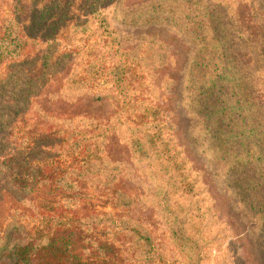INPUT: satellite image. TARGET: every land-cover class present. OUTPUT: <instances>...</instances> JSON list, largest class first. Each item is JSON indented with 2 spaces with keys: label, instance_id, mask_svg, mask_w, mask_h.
Wrapping results in <instances>:
<instances>
[{
  "label": "trees",
  "instance_id": "16d2710c",
  "mask_svg": "<svg viewBox=\"0 0 264 264\" xmlns=\"http://www.w3.org/2000/svg\"><path fill=\"white\" fill-rule=\"evenodd\" d=\"M127 1L0 0V184L13 176L25 196L51 198L54 213L68 219L54 230L34 233L25 232L20 221L6 227L1 223L0 264H124L122 249L107 238L111 230L126 241L131 255L155 252L152 234L141 221L126 215L117 221L91 203L81 206L69 173L41 163L57 146L81 157L86 175L106 187L108 206L131 212L149 200L162 207L172 243L187 264H197V246L188 235L191 228L180 216V202L174 204L172 198L197 184L189 181L192 163L175 139L169 117L134 106L138 98L132 92L143 95L145 85L137 70L127 76L123 62L111 69L118 98L123 99L115 117L117 121L129 117L124 124L85 120L88 124H81L82 129L70 132L66 125H52L53 117L43 109L49 132L27 149L16 141L17 124L26 123L32 107L48 106V101L39 105L35 100L45 95L72 58L68 52L60 53V31L73 25L75 32L84 33L96 21L111 37L109 10L125 24L162 25L189 41L191 56L180 86V104L189 120L188 140L242 216L264 261V98L254 68L242 57L246 44L240 22L211 0H144L132 5ZM7 5L10 17L2 20ZM110 135L119 138L130 160L153 183L149 194L134 195L124 186L125 162L111 154Z\"/></svg>",
  "mask_w": 264,
  "mask_h": 264
},
{
  "label": "rangeland",
  "instance_id": "374dc122",
  "mask_svg": "<svg viewBox=\"0 0 264 264\" xmlns=\"http://www.w3.org/2000/svg\"><path fill=\"white\" fill-rule=\"evenodd\" d=\"M141 1L144 0H128L127 4ZM211 1L221 4L222 11L228 12L233 20L240 22L246 44L242 57L254 68L264 98V0ZM79 4L80 1L77 6ZM10 13V6L7 5L2 9V20H7ZM108 14V31L114 32L111 37L96 21L90 23L89 30L84 33L75 32L73 25L60 31V53L68 52L72 54V58L59 76L52 80L45 95L35 100L39 105L48 101V106L32 107L26 123L17 124L15 136L19 146L27 149L30 142L33 146L37 138L49 132L51 126L43 124V109L53 117L55 124L52 125H66L70 132L82 129L81 124H88L85 120L89 124L92 120H97L104 125L127 122L129 117L124 120L121 116L120 121L116 120L115 115L119 112L123 99L118 98L111 75V69L118 62H123L126 75L137 70L145 84L143 95L132 92L133 97L138 98L134 106L142 110L149 109L152 114L169 117L175 127V139L183 146L192 163L190 166L194 173H191L189 181H196L197 184L193 188L179 190L172 198L174 204L180 202V216L188 222L187 228H191L188 235L197 246V264H264L247 224L215 184L206 161L197 155L188 140L189 120L180 104V86L191 56L189 41L162 25L132 26L116 20L115 16H111V10ZM75 15L79 17L78 8ZM71 78L75 81L68 84L67 81ZM80 79H84L85 83H79ZM108 139L111 142V154L125 162L121 174L124 186L134 195L144 192L149 194L154 187L153 183L130 160L117 136L110 135ZM29 152H25L26 158L30 156ZM52 152L53 155L41 163L60 167V170L69 173L70 178L75 181L81 206L91 203L99 213L111 215L117 221L123 215L137 219L152 234L155 252L135 257L131 255L121 235L116 230L109 231L111 235L108 234L107 238L122 249L123 257L126 258L124 264H187L185 257L172 243L162 207L147 200L131 212L116 210L107 205L106 187L98 184L97 179L86 175L81 157L66 153L59 146ZM12 180L13 176L8 175L0 184L3 189L0 225L3 223L6 227L12 222L20 221L26 228L25 232L34 233L41 229L54 230L68 220L54 213L51 198L33 199L25 196ZM103 226L101 229L104 232L109 222Z\"/></svg>",
  "mask_w": 264,
  "mask_h": 264
}]
</instances>
